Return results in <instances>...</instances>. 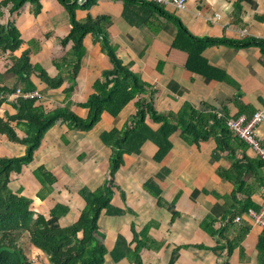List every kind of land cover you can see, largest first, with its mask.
<instances>
[{
    "label": "crops",
    "instance_id": "crops-1",
    "mask_svg": "<svg viewBox=\"0 0 264 264\" xmlns=\"http://www.w3.org/2000/svg\"><path fill=\"white\" fill-rule=\"evenodd\" d=\"M238 1L189 0L183 10L172 4L160 7L178 17L197 37L264 40V0H241L240 8H236ZM39 9L37 12L36 5L27 3L11 15L10 7L2 8L1 23L14 20L23 41L16 53L0 55V117L5 121L16 114L15 105L21 97L17 91L24 85L12 93L1 89L17 82L8 72L14 59L24 52H29L32 65L41 66L50 78L64 77L63 85L57 89L35 75L31 77L37 105L46 112L70 105L72 111L85 116L86 110L79 105L93 94L94 83L103 72L112 68L100 43L92 34L87 35L75 88L68 95L73 44L64 46L62 40L71 30L69 15L58 0H40ZM88 16L110 17V43L122 62L156 90L154 105L159 113H177L186 103L209 112L204 106L207 104L221 116L223 110L227 111L230 119L251 118L264 110V55L258 47H208L203 57L227 75L224 81L210 80L186 68L188 53L173 48L174 22L154 9L137 4L127 12L123 1L98 0L90 9L76 11L80 22ZM135 103H129L115 119L105 115L89 132L57 123L45 134L33 162L24 166L20 174L11 175L9 187L31 199L33 212L46 219L52 218L51 212L57 206L67 208L60 211L57 222L62 227L71 226L86 207L82 191H96L108 180L112 150L101 135L113 128L122 129L135 115ZM147 122L154 130L160 127L150 119ZM12 126L20 137L25 136L23 128H17L16 123ZM257 134L264 148V123ZM171 141L173 148L162 162H155L158 148L147 141L139 155L125 157L124 166L116 173L111 204L123 214H109L106 210L101 213L99 227L109 252L105 264H135L128 257L114 261L110 252L119 236L125 238L131 250L145 244L141 249L143 264H221L212 250L220 237L211 236L202 227L207 219H214V229L225 231V237L235 244L231 264H264L257 249L264 227L243 211L249 201L254 210L261 207L264 161L247 172L243 169V191L233 197L236 185L232 181L237 177L234 161L245 162L246 157L261 160L249 145L237 149L234 155L224 152L215 157L214 139L200 145L188 144L177 132ZM25 152V146L10 142L0 133V157H21ZM40 168L49 173V177L43 175L42 181L36 175ZM220 170L229 171L232 181L223 179Z\"/></svg>",
    "mask_w": 264,
    "mask_h": 264
},
{
    "label": "trees",
    "instance_id": "trees-1",
    "mask_svg": "<svg viewBox=\"0 0 264 264\" xmlns=\"http://www.w3.org/2000/svg\"><path fill=\"white\" fill-rule=\"evenodd\" d=\"M97 1L58 0L67 11L71 25L70 33L62 40V44L64 46L69 43L73 44V58L70 60L72 72L68 76L71 79V87L67 94L70 95L75 88V81L85 54L84 39L87 35L92 34L95 42L100 43L102 51L107 54L112 64L111 70L104 71L101 79L94 83V92L87 102L79 105L86 110L85 116L82 117L72 111L70 105L46 112L42 106L37 105V97L24 98L21 96L15 105L16 114L6 121L0 117V133L6 135L10 142L25 146L26 150L21 157H0V264H35L20 245V240L25 234L28 235L30 244L48 257L49 264H105L106 255L109 252L104 245L105 235L99 227L101 213L106 210L109 214H123L122 210L111 204L115 175L124 166L125 157L133 154L139 155L147 141H151L158 148L154 155V160L158 163L162 162L173 148L171 137L177 132L188 144L200 145L214 139L217 143L215 157L224 152L234 155L237 149H245L248 146L228 128L227 122L230 118L227 111L223 110L224 114L219 116L216 109L207 104L204 106L210 109L209 112L199 111L186 103L177 113H159L154 105L156 90L134 73L129 65L122 62L117 56L116 49L110 43L107 31L111 23L110 17L92 18L88 16L84 22L77 20V10H88ZM120 1L124 2L127 12L132 5H146L159 15L172 20L176 26L173 48L187 52L186 68L207 79L224 81L227 76L224 72L209 65L203 57V52L210 46L226 45L234 48L256 46L264 55V40L262 39L251 38L238 41L228 38L197 37L178 17L169 14L156 4L144 0ZM240 2L241 0L236 4V8H240ZM27 3L36 5L37 12L40 10V0H4L0 4V55L8 52L16 53L23 44L14 20L7 24L1 23L2 8L10 7V13L14 15ZM125 16L128 17L126 13ZM29 55V52H24L20 58L14 59L8 75L16 78L17 82L10 88L5 85L1 90L12 93L24 85L21 90L23 93L33 92L36 90L31 81L33 75L40 78L50 88L57 89L63 85V76L50 78L41 66L32 65ZM132 101H136V113L132 119L122 129L113 128L101 135L103 143L112 150L108 180L96 191L92 192L87 189L82 191L81 195L86 202V207L74 224L68 227L58 224L57 217L60 211L67 209L62 206H57L51 212V219L36 215L31 208L33 201L9 187L11 175L20 174L24 166L33 162L45 134L57 123L62 122L70 129L89 132L101 122L105 115L111 119L117 118ZM1 104L2 100L0 106ZM148 119L160 124V127L154 130L148 124ZM12 123H16L17 128L24 129V137L18 135ZM262 161V159L254 161L247 157L245 162L235 160L233 171L237 173V177H234L233 181L229 177V171H219L223 179L235 183L236 190L233 197H236L237 192L243 191L242 179L246 175L245 172L252 169L254 165L262 166ZM243 169L246 171L243 172ZM36 175L41 181L42 177H49V173L44 168L38 169ZM247 199H250V196ZM252 207L255 206L249 201L244 205L243 211H248ZM214 224V219H207L202 227L211 236L220 237V242L212 250L222 260L221 264H231L230 258L235 244L225 237V231L215 230ZM144 232L146 236L147 232ZM144 245L141 243L131 250L125 238L119 236L110 254L116 262L128 257L135 264H143L141 249ZM257 249L259 258L264 261V231L259 237Z\"/></svg>",
    "mask_w": 264,
    "mask_h": 264
},
{
    "label": "built area",
    "instance_id": "built-area-1",
    "mask_svg": "<svg viewBox=\"0 0 264 264\" xmlns=\"http://www.w3.org/2000/svg\"><path fill=\"white\" fill-rule=\"evenodd\" d=\"M149 3L156 4L158 6H165L172 4L177 9H185L189 0H144ZM18 95L24 98H36L38 95L34 92L23 93L20 89L17 91ZM219 116H221L219 114ZM264 123V110L258 111L253 114L251 118L245 116H239L234 119H230L227 122V126L230 131L237 136L239 139L243 140L256 154L264 161V148L262 147L261 140L258 137L257 129ZM262 194V204L258 211L254 209H249L247 215L252 218L255 222L264 227V186L261 188ZM240 221L241 217H237Z\"/></svg>",
    "mask_w": 264,
    "mask_h": 264
},
{
    "label": "rangeland",
    "instance_id": "rangeland-1",
    "mask_svg": "<svg viewBox=\"0 0 264 264\" xmlns=\"http://www.w3.org/2000/svg\"><path fill=\"white\" fill-rule=\"evenodd\" d=\"M20 245L25 250L28 258L35 264H49L48 257L30 244L27 234L21 238Z\"/></svg>",
    "mask_w": 264,
    "mask_h": 264
}]
</instances>
